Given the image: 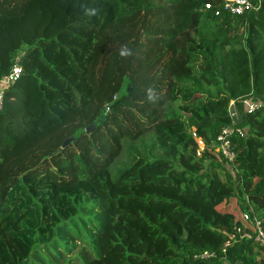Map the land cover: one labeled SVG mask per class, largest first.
I'll use <instances>...</instances> for the list:
<instances>
[{"label": "trees", "instance_id": "16d2710c", "mask_svg": "<svg viewBox=\"0 0 264 264\" xmlns=\"http://www.w3.org/2000/svg\"><path fill=\"white\" fill-rule=\"evenodd\" d=\"M250 1L0 0V78L22 67L0 109V264H264L237 231L247 211L264 230V0ZM231 100L227 165L211 145Z\"/></svg>", "mask_w": 264, "mask_h": 264}, {"label": "built area", "instance_id": "2783aa9c", "mask_svg": "<svg viewBox=\"0 0 264 264\" xmlns=\"http://www.w3.org/2000/svg\"><path fill=\"white\" fill-rule=\"evenodd\" d=\"M226 4L225 6L231 11L233 14H242L244 11L253 9L254 6L250 0H225ZM19 57L15 59V63L11 67L10 71L4 75L2 78H0V109L2 107L3 102V95L4 91L12 85L20 76L22 72V67L19 63ZM244 109L247 112L254 111L256 108L260 107V104L257 102H253L249 99L244 100ZM236 103L234 100H231L228 104V113L230 115V118L232 119L231 124L229 126H225L222 128L220 133L217 135L216 139L212 143L211 147L218 153H221V155L226 159V164L231 165L234 161L235 154L231 149V144L228 139V136L231 135L234 132V122L236 117V109H235ZM244 132L241 131L240 128H237V133L242 135ZM191 133L195 141L197 142V150L196 155L200 156L201 152L204 149V143L197 138V135L194 130L191 129ZM242 218L244 222L249 223V225L252 227V232L248 230V228L245 226V223H243V226L240 228H237V231L240 234L241 237H245L248 239H254L255 242L258 243L259 246L262 247V250L264 252V230L261 225V221L256 219V217H251L250 212H244L242 214ZM228 242L225 244L227 245ZM213 256L212 253L204 252L201 257L202 258H208Z\"/></svg>", "mask_w": 264, "mask_h": 264}, {"label": "rangeland", "instance_id": "374dc122", "mask_svg": "<svg viewBox=\"0 0 264 264\" xmlns=\"http://www.w3.org/2000/svg\"><path fill=\"white\" fill-rule=\"evenodd\" d=\"M155 1H159V0H155ZM169 95H168V91H166L163 95H162V97L160 98V101H162V110L163 109H166L167 107H168V103H169ZM170 106H172V107H174L175 109L177 108V105L176 104H178V102H171L170 101ZM152 107H155L156 105H155V103L153 104V105H151ZM159 110H160V108H159ZM158 116H159V113H158ZM82 246V244L80 243V244H78V247L80 248ZM79 248H76V250H75V252H77V251H79L80 249ZM69 255V254H68ZM82 255H84V254H82ZM261 256H264V254L262 253L261 254ZM56 263H57V261H55ZM70 262L71 263H73V264H76V261H75V259H74V257H72L71 259H70ZM60 263V262H59ZM80 263V261L78 260V264Z\"/></svg>", "mask_w": 264, "mask_h": 264}, {"label": "water", "instance_id": "95a60500", "mask_svg": "<svg viewBox=\"0 0 264 264\" xmlns=\"http://www.w3.org/2000/svg\"><path fill=\"white\" fill-rule=\"evenodd\" d=\"M97 121H95L94 123H92L91 125H89L88 127H86L85 129H83L84 131H91L95 126H96ZM83 130H79L76 133H74L72 136H70L69 138H67L64 142H63V146L66 144L71 143L72 141H74L76 139V137L78 136L79 133H81Z\"/></svg>", "mask_w": 264, "mask_h": 264}]
</instances>
